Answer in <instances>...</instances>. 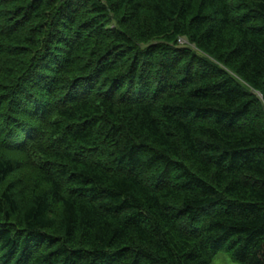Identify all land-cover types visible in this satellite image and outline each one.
<instances>
[{
    "label": "trees",
    "instance_id": "1",
    "mask_svg": "<svg viewBox=\"0 0 264 264\" xmlns=\"http://www.w3.org/2000/svg\"><path fill=\"white\" fill-rule=\"evenodd\" d=\"M264 264V0H0V264Z\"/></svg>",
    "mask_w": 264,
    "mask_h": 264
},
{
    "label": "rangeland",
    "instance_id": "2",
    "mask_svg": "<svg viewBox=\"0 0 264 264\" xmlns=\"http://www.w3.org/2000/svg\"><path fill=\"white\" fill-rule=\"evenodd\" d=\"M212 264H235V263L231 262L225 255L219 253L212 261Z\"/></svg>",
    "mask_w": 264,
    "mask_h": 264
}]
</instances>
